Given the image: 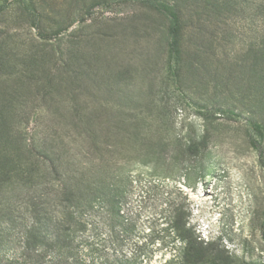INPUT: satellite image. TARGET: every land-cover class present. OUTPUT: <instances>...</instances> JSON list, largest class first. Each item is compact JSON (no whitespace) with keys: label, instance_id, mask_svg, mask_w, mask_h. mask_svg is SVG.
Returning a JSON list of instances; mask_svg holds the SVG:
<instances>
[{"label":"rangeland","instance_id":"374dc122","mask_svg":"<svg viewBox=\"0 0 264 264\" xmlns=\"http://www.w3.org/2000/svg\"><path fill=\"white\" fill-rule=\"evenodd\" d=\"M4 1L0 97L24 83L23 127L50 138L60 129L53 117L82 116L95 145L119 150L121 219L97 216L98 242L147 264L180 251L192 260L193 240L223 249L224 264H264V166L250 144L259 123L264 163V0H160L180 13L175 81L168 23L145 5L27 0L37 29L19 0ZM32 56L26 80L19 71ZM175 225L189 235L176 236Z\"/></svg>","mask_w":264,"mask_h":264},{"label":"trees","instance_id":"16d2710c","mask_svg":"<svg viewBox=\"0 0 264 264\" xmlns=\"http://www.w3.org/2000/svg\"><path fill=\"white\" fill-rule=\"evenodd\" d=\"M18 2L38 29L39 15L33 5L27 0ZM127 2L145 5L166 19L167 70L175 81L182 56L179 11L160 0H102L95 4L108 6ZM9 6L7 1L0 4V15ZM59 33L58 30L50 35L39 33V37L52 39ZM28 59V64L20 63L19 71L26 80L34 73L33 69H28L29 63L38 62L36 56ZM22 85L23 82L12 94L0 97V264H147L149 259L141 257L137 251L127 255L119 250L118 244L101 245L98 226L93 223L99 215L110 223L121 219L125 191L118 177L123 168L114 162L119 150L112 152L95 145L89 120L82 116L53 117L51 122L61 130H53L51 139L47 135H36L34 127L26 130L23 123L30 120V114L19 109L28 91H22ZM251 127L255 137H250V144L264 166L260 143L263 127L259 123H252ZM55 141L57 143L53 144ZM59 141L67 144L58 145ZM107 226L113 237L115 225ZM182 226L175 225L179 238L182 233L188 234ZM193 244L197 250L192 260L188 261L185 252L180 251L160 264L227 262L223 249L203 248L202 243L195 240ZM213 252L210 259L203 255Z\"/></svg>","mask_w":264,"mask_h":264}]
</instances>
